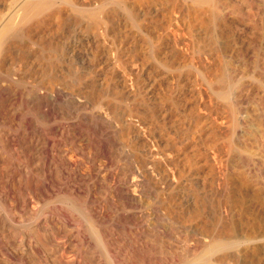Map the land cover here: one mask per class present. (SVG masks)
I'll use <instances>...</instances> for the list:
<instances>
[{
    "label": "bare ground",
    "instance_id": "1",
    "mask_svg": "<svg viewBox=\"0 0 264 264\" xmlns=\"http://www.w3.org/2000/svg\"><path fill=\"white\" fill-rule=\"evenodd\" d=\"M254 148L264 0H0V264H264Z\"/></svg>",
    "mask_w": 264,
    "mask_h": 264
},
{
    "label": "rangeland",
    "instance_id": "2",
    "mask_svg": "<svg viewBox=\"0 0 264 264\" xmlns=\"http://www.w3.org/2000/svg\"><path fill=\"white\" fill-rule=\"evenodd\" d=\"M251 151H253L252 152V155L250 154L249 155V158L252 160V161H255V162H258L259 161V163H262L263 165H264V151H262V150H258V149H253V150H251ZM253 154H254V156H253Z\"/></svg>",
    "mask_w": 264,
    "mask_h": 264
}]
</instances>
